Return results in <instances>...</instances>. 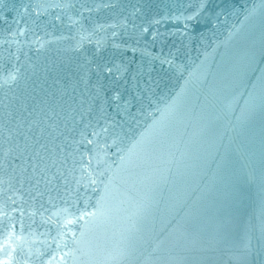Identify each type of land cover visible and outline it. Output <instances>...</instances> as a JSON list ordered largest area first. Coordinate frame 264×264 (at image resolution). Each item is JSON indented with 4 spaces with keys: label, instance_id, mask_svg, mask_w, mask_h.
I'll return each instance as SVG.
<instances>
[{
    "label": "water",
    "instance_id": "95a60500",
    "mask_svg": "<svg viewBox=\"0 0 264 264\" xmlns=\"http://www.w3.org/2000/svg\"><path fill=\"white\" fill-rule=\"evenodd\" d=\"M0 264H264V0H0Z\"/></svg>",
    "mask_w": 264,
    "mask_h": 264
}]
</instances>
